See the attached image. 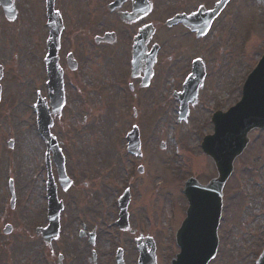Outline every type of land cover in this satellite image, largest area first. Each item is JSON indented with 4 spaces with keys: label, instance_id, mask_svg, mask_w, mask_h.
<instances>
[{
    "label": "rangeland",
    "instance_id": "obj_1",
    "mask_svg": "<svg viewBox=\"0 0 264 264\" xmlns=\"http://www.w3.org/2000/svg\"><path fill=\"white\" fill-rule=\"evenodd\" d=\"M234 2L233 0L229 6L224 22L200 40L224 44L223 50H212L206 86L199 94V103L203 101L202 95L207 97V90H210L208 99L216 101L227 88L234 85L232 83L235 82V76L239 79L241 73H247L264 52V29L260 25L264 23V0H245L246 7L242 1L241 5L235 7ZM15 3L20 10L18 18L14 22L0 24V45L6 67V109L0 115V122L2 126L10 124L17 127L19 154L26 155L29 160L32 158L36 166L41 143L34 133L32 115L25 105L33 97L30 90L32 81L27 78L32 76L28 66L32 64V43L41 42L44 37V29L41 27V0H15ZM98 7L97 4L96 9ZM76 11L69 12V25ZM73 22H77V19L74 18ZM244 34L249 37L245 39ZM92 37L91 27L83 28L78 24L75 28L69 26L68 32H64V39L67 40L63 41L61 50L72 47V41L75 59L82 61L78 72L65 70L68 79L66 106L62 115L55 120L53 129L54 134L62 141L68 166L74 165V162L82 164L84 172H90L85 174L90 177L89 184L83 190L76 186V189L62 193L63 198L60 196L66 205L62 213V232L56 240V247H53L57 250L54 258H48L44 262L39 253H20L19 250H30L34 241L30 238L23 240V233L20 246L16 244L17 249L12 246L13 238L10 239L11 242H7V246H11L6 253H15L18 264H55L58 254L63 256L61 264H86L85 260L88 257L91 259L90 248L77 238V230L84 225L88 229H97V245L94 247L99 251L97 264H111L110 252L117 240L120 241L118 244L124 246L125 264H135L136 253H133L131 240L115 228H106L108 222L115 219V207L112 206L114 198L120 185L126 183L125 175L131 173L135 177L131 182V222L137 224L143 234L148 232L154 239L156 264H167L168 259L178 251L173 231L179 226L178 218L180 220L184 217L185 202L179 193L183 179L191 175L205 183L216 175L211 160L197 148L202 129L211 131V126L206 122L209 113L207 111L201 116L198 114L199 108L192 109L190 114L197 115L205 123L189 117L177 130V126H174L177 125L174 112L169 108L165 112L156 113L154 107H158L159 100H155L159 97L152 96L153 98L147 99L146 107L141 111L136 109L138 112L134 115L135 119L131 118L130 104L122 101V94H115L112 85L114 79H122L121 75H117L122 70L114 67V58L120 56V49L115 47V57L109 55L108 48H101L103 53L99 55V49L91 47ZM159 39L170 41L163 33L159 35ZM182 41L192 39L182 36ZM172 42L174 45V41ZM79 43L85 49L87 47L83 53L79 52L82 50ZM190 52L192 51L188 54ZM107 58L110 60L107 61ZM161 58L164 59H160L159 68L162 69L164 79L159 85L158 80L154 79L155 88L151 84L147 88L149 93L157 92L156 95L166 78L175 74L176 68L175 62L166 61L168 56L165 58L162 55ZM84 85L93 87V91H86ZM235 97V94H229L228 103ZM123 110L128 112L123 113ZM131 120H136L140 126L141 157L126 154L123 140L120 141L119 136L115 140L117 132L125 131ZM249 137V145L234 161L233 175L223 189L225 209L219 230L220 246L216 258L209 264H254L262 249L264 130L251 132ZM177 141L180 153L174 157L173 146L177 145ZM28 165L26 167L24 164L26 169L22 172L23 187L27 183L30 170ZM139 165L143 166L141 174L136 171ZM82 176L77 177L78 182ZM159 187L162 188L158 189ZM24 195L28 198V194L22 190L23 214L26 213L29 218V214L36 208L32 209V200L26 202ZM33 223L32 219L27 227Z\"/></svg>",
    "mask_w": 264,
    "mask_h": 264
},
{
    "label": "flooded vegetation",
    "instance_id": "obj_2",
    "mask_svg": "<svg viewBox=\"0 0 264 264\" xmlns=\"http://www.w3.org/2000/svg\"><path fill=\"white\" fill-rule=\"evenodd\" d=\"M219 0H122L118 4L111 7V3L113 5V0H56L57 8L63 12V18L65 20L66 26H71L75 28L78 25H81L83 28L91 27V31H104L107 28L111 27L115 17H119L121 13H131L132 18L125 25V29L129 31L127 36H123L121 33V37L119 31L116 30L117 33V43L120 49H125V45L130 44L133 41L135 34L138 32V29L147 24H151L154 29L153 36L151 39H148L146 43V48H149L151 45H158L157 52V65L160 62V59L163 54V49L165 46H162V42L164 45V41L159 42L156 40V35L163 33L166 37L170 38V41H174V51L172 53L167 52L165 58L168 56L166 61H173L176 63L175 71L177 73V79L174 89L177 87V91L181 90L182 81L187 76V74L191 71V65H189V51H194V49H220L219 42L216 43H207L200 42L203 37L197 36L196 31H191L186 28L181 22H176L173 26H168L166 21L172 17L177 16H187L195 11H199L198 17L194 20V24L199 26L204 21L205 12L211 11L215 8V4ZM236 3L235 7L241 5V0H234ZM233 0H227L225 5L220 9V11L212 18L210 22L209 29L205 32H209L214 27L218 26L221 22H224V19L227 17L229 6L232 4ZM233 3V4H234ZM98 4V8L96 9V5ZM103 9V13H102ZM75 12V17L72 18H80V21L75 23L72 18L69 25V12ZM225 11V14H223ZM110 12V13H109ZM5 18L0 15V24H5ZM1 29V27H0ZM125 29L123 31H125ZM204 34V35H205ZM182 36L189 37L192 41H182ZM155 41V42H154ZM2 43V42H1ZM207 43V45H206ZM3 44V43H2ZM82 43H79V47ZM223 45V43H222ZM40 46V47H39ZM182 51V52H181ZM32 54V64H29V70L32 73V76H28L27 78L32 81V83L37 86L38 82L42 79L46 78V70L43 63V57L45 54V43L44 41L37 42L33 41L31 51ZM209 52H203L201 57L204 60L205 64L209 59L206 57ZM212 54V53H211ZM164 55V54H163ZM4 57L2 53V45H0V64L3 65L4 71L0 77V115L4 114V110L6 109V85H5V67H4ZM181 59H185L181 61ZM155 68H158L155 67ZM165 70V68H163ZM159 85L160 81H162L163 73L161 70L153 73V78L149 81V83L142 87V73H138L135 77H131V74L128 75L130 83H132L133 87L128 90L131 94L129 96V104H131V108L133 111L141 108H144L148 105L147 99L154 96L157 92L149 93L147 88L151 84L154 88L156 86V81ZM34 80V81H33ZM165 83L161 85V89L165 90ZM205 86V83L201 88ZM45 93V99H47V89H43ZM159 91V93H160ZM36 96L40 94V92L35 90ZM151 95V96H150ZM225 94L222 96V101L225 99ZM221 99V98H219ZM133 101L135 104H133ZM207 101V102H206ZM183 100L177 99V103H175V107L178 111L183 107ZM47 104V103H46ZM195 104V103H194ZM191 104V105H194ZM210 100L205 98L197 107L202 109V111H208L210 109ZM161 107V111L166 109L164 104L158 105ZM191 106L189 105V108ZM2 117L0 116V121ZM18 129L16 126H12L10 124L1 125L0 122V214L6 215L9 207H11L12 201L5 199L6 192L17 194V191L21 188L22 183V172L23 169H26L27 164L31 165L32 158L29 160L26 159V156L22 158L19 154V146L17 143ZM24 164L26 167H24ZM1 224V222H0ZM88 236L85 234L82 235L81 241L89 248V240ZM52 253H57L56 250L52 249ZM89 253H92L90 249Z\"/></svg>",
    "mask_w": 264,
    "mask_h": 264
},
{
    "label": "water",
    "instance_id": "obj_3",
    "mask_svg": "<svg viewBox=\"0 0 264 264\" xmlns=\"http://www.w3.org/2000/svg\"><path fill=\"white\" fill-rule=\"evenodd\" d=\"M243 96L239 108L233 110L231 115L223 120L228 133L225 142L215 146L213 150L208 148L206 141L203 143L204 152L215 162L218 176L205 187L196 186L191 180L193 187H187L185 190L190 207L187 218L177 234V243L181 247V252L172 264H206L213 256L215 228L221 205V188L231 172L233 158L247 143V132L264 125V58L251 75ZM56 104L60 107V104ZM218 126L222 125H216L215 130L222 131L217 128ZM224 152L227 153L221 155ZM195 197L198 200L204 197L207 202L202 203L199 200V203ZM192 229H195L194 235L191 233ZM150 264H154L152 259Z\"/></svg>",
    "mask_w": 264,
    "mask_h": 264
},
{
    "label": "snow or ice",
    "instance_id": "obj_4",
    "mask_svg": "<svg viewBox=\"0 0 264 264\" xmlns=\"http://www.w3.org/2000/svg\"><path fill=\"white\" fill-rule=\"evenodd\" d=\"M55 15L56 16H60V12L59 11H56ZM134 127H137V126H134Z\"/></svg>",
    "mask_w": 264,
    "mask_h": 264
}]
</instances>
